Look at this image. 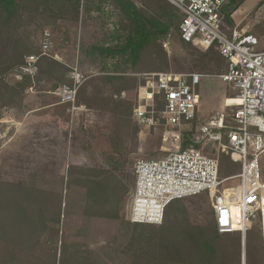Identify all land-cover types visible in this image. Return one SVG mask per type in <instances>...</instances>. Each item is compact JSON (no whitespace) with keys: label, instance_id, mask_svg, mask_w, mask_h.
Returning <instances> with one entry per match:
<instances>
[{"label":"rangeland","instance_id":"374dc122","mask_svg":"<svg viewBox=\"0 0 264 264\" xmlns=\"http://www.w3.org/2000/svg\"><path fill=\"white\" fill-rule=\"evenodd\" d=\"M142 1L135 0L137 5H141ZM241 1L233 0V7ZM247 1L250 0H246L240 6L243 14L239 18L235 17L239 7L232 12L231 17L239 29L258 37V49L264 51V1L258 6L262 0L259 2L256 0L249 7ZM108 10H110L109 7ZM114 21V18L100 16L96 12L90 15L83 12L78 22L61 20L55 26L43 29L30 28L31 39L38 50L41 48L44 33L51 32L54 47L49 57L53 58L56 50L62 51L61 53L65 56L62 62L67 65V71L63 70L65 78L69 77L75 65L85 74L86 79L80 91L82 99L86 100L91 107L79 103L78 98L75 104L69 105L72 111L79 106H82L83 110L92 109L95 119L92 126L89 122L83 123L82 130L78 134L79 155L76 157L75 153L73 159L77 160L80 157V164L63 165L57 159L52 165L42 164L43 167H39L37 172L14 184L4 182L2 178L4 179L6 174L4 172L0 174V212L11 213L10 211L15 209L19 212V217L13 216L11 222L24 224L27 221L30 227V224L40 227L37 230L39 233L30 235L26 238L27 241L22 242L38 244L34 252L20 245V241L15 237L14 242L21 250L19 264H30V262L35 264L36 256L49 262L54 258L55 250L58 261L65 242L80 244L83 248L96 251H100L101 247L107 243H113L116 246L125 242L130 233L120 225L118 219L103 214L105 212L109 214L111 212L109 210L116 211L123 221L130 222L128 216L136 179L135 165L138 160L164 158L172 150L184 148L185 140L189 146L198 147L203 153L216 159L222 154L231 155L221 146L225 143V135L222 143H219L202 136L200 132L207 122L219 118L221 114H224V124L229 126L224 129L225 132L234 125L231 108L228 107L226 112H223L226 99L237 94V91L221 78L227 69L219 73L212 69L203 70L201 66H197L198 61L196 62L194 57H189L188 51L178 40V36L173 34L163 42V48L169 59V70L157 69L163 64L159 54L156 53L142 59L136 69L134 68L135 70L122 71L121 79L105 83L100 79L103 75L96 58H85L81 51L85 45L104 43L107 34L113 30ZM193 46L201 52L206 51L197 45L193 44ZM226 63L228 65L227 61ZM162 72L206 75L200 87L201 100L196 116L192 122L180 128L168 126L163 121L154 127L147 128L139 124L134 115V109L139 105V89L144 83V78L146 75ZM60 77L58 74L57 78ZM9 78L19 79L14 76V72L9 75ZM49 83L46 84L42 80L40 83L42 87L36 88L37 92H32L30 88L25 98L27 99L29 94L38 93L39 89L55 92L60 85L56 81L52 83L49 81ZM118 89H121L119 93ZM3 113L5 117L0 125V146L9 138L23 117L25 106L22 111L5 109ZM167 135H170V138ZM260 164L264 180V153L260 156ZM82 166L87 167L82 170ZM103 169L109 171L108 177L98 172ZM19 173L22 174V172ZM229 177L220 176L223 182L220 186L221 190L227 188L228 192H231L232 188L236 187L234 185L238 179H232L233 185H231V180H225ZM109 181L114 182L112 198H99L95 201V191L99 197H102L107 192ZM212 200L210 192L183 200L188 207L191 222L202 225L216 224ZM30 214H33V217ZM54 216L59 217L56 223L51 219ZM3 221H7V218L5 217ZM249 232V239L247 236H241V264L246 258L248 264H263L264 249L259 219L253 220ZM7 239L12 240L11 237L0 235V264H7L3 253V246L7 243Z\"/></svg>","mask_w":264,"mask_h":264},{"label":"trees","instance_id":"16d2710c","mask_svg":"<svg viewBox=\"0 0 264 264\" xmlns=\"http://www.w3.org/2000/svg\"><path fill=\"white\" fill-rule=\"evenodd\" d=\"M245 1L242 0L233 7L234 2L231 0L227 6L225 24L230 29L235 26L231 17L232 12ZM263 1L258 6L262 5ZM83 12L87 15L96 12L100 16L115 19L113 30L107 34L104 43L85 45L81 51L85 58H96L103 75L100 79L105 83L121 79L122 71L135 70L142 59L156 53L159 54L163 64L157 69L169 70V59L163 48V42L173 34L178 36V40L188 51L189 57H194L195 61H198L197 66H201L203 70L212 69L219 73L227 69V60L214 46L201 52L192 43L182 39L180 23L183 15L169 0H143L141 5H137L135 0H0V125L5 117L3 111L5 109L22 111L27 91L31 87L41 88L40 83L45 78L51 83L56 81L60 85L61 83L62 85L63 83L71 84L70 77L65 78L63 74V70L67 71V65L49 56L40 58L41 70L35 78L30 76H22L18 80L9 78L27 55L40 52L31 39L30 28L43 29L55 26L61 20L78 22ZM42 67L45 71H42ZM58 74L60 78H57ZM80 89L77 96L78 102L91 107L86 100L82 99ZM120 90L118 89L117 92L119 93ZM12 133L13 131L10 135ZM187 147L189 145L185 140L184 148ZM218 162L219 176L223 178L233 176L241 170V163L234 161L231 155L222 154ZM100 172L108 177V170L103 169ZM113 185L114 182L109 181L107 192L102 197H99L95 191L94 200L112 198ZM184 199L186 198L175 199L167 206L164 220L160 225L123 221L119 213L109 210L111 211L109 214L105 212L103 215L118 219L120 225L130 233L125 242L116 246L113 243H107L101 247L100 251L65 242L60 260L57 261L55 250L51 261L48 262L36 256L34 263L241 264L242 233L240 231L219 233L216 224L202 225L191 222ZM10 212H0V235L12 238V240L7 239V243L3 246V253L6 256V263L14 264L18 262L19 252H21L18 244L14 242L15 237L20 241V245L34 252L38 244L22 242L27 241L26 238L30 235L39 233L37 230L40 227L34 224H30V227L27 221L24 224L22 222L15 224L11 220L13 216L19 217V212L15 209ZM30 215L33 217V214ZM5 217L7 221L4 222ZM58 218L54 216L51 219L56 223ZM248 232L246 236L249 239ZM30 264L33 263L30 262Z\"/></svg>","mask_w":264,"mask_h":264},{"label":"built area","instance_id":"2783aa9c","mask_svg":"<svg viewBox=\"0 0 264 264\" xmlns=\"http://www.w3.org/2000/svg\"><path fill=\"white\" fill-rule=\"evenodd\" d=\"M182 13L181 37L203 50L214 46L227 60V70L221 78L237 94L231 106L234 125L229 130L224 114L207 122L200 130L202 136L222 143L223 150L241 163V172L231 180L238 181L228 192L220 189L218 159L210 157L195 146L177 148L161 159H140L135 165V187L129 209L134 223L160 225L167 206L204 192L212 193L216 225L220 233L240 231L245 237L253 220L259 219L264 249V180L260 156L264 153V51L258 49L257 36L238 26L225 24L227 6L231 0H169ZM54 47L52 34L44 33L39 53L25 57L14 76L35 78L40 71L42 56H50ZM206 75L201 73L162 72L146 75L140 86L139 105L134 115L139 124L151 128L161 121L180 128L194 120L200 104V87ZM71 84L56 88L60 103L75 104L78 91L86 76L73 66ZM32 92L38 89L31 87ZM227 101V99H226ZM228 106H224L226 112ZM173 134V133H171ZM170 138V135H167ZM239 209L240 228H234V211ZM264 255V251H263ZM242 264H248L246 259ZM264 264V263H263Z\"/></svg>","mask_w":264,"mask_h":264},{"label":"crops","instance_id":"0c3cea01","mask_svg":"<svg viewBox=\"0 0 264 264\" xmlns=\"http://www.w3.org/2000/svg\"><path fill=\"white\" fill-rule=\"evenodd\" d=\"M61 52L56 50L53 54V58L60 62L65 59ZM42 71L45 68L42 67ZM44 82L50 84L47 78ZM24 106L23 117L12 135L0 146V174H6L2 180L10 184L23 181L37 172L39 167H43L42 164L52 165L57 159L63 165L80 164V157L73 159L75 153L76 157L79 155L78 134L83 123L93 125V110H83L79 106L72 111L69 104L59 102L54 90L40 89L38 93L29 94L25 98ZM86 167L82 166L81 169L85 170Z\"/></svg>","mask_w":264,"mask_h":264},{"label":"bare ground","instance_id":"6f19581e","mask_svg":"<svg viewBox=\"0 0 264 264\" xmlns=\"http://www.w3.org/2000/svg\"><path fill=\"white\" fill-rule=\"evenodd\" d=\"M256 0H250L249 2H248V7L250 6V4H254V2H255ZM243 14V10H242V7H240L237 11H236V13H235V17L236 18H239L241 15ZM235 102H237V101H235V100H233L232 99V97H230V98H228L227 99V102H226V105L227 106H229V107H231V106H233V103H235ZM240 212H239V209H235V211H234V228H236V229H238V228H240ZM245 258V257H244Z\"/></svg>","mask_w":264,"mask_h":264}]
</instances>
